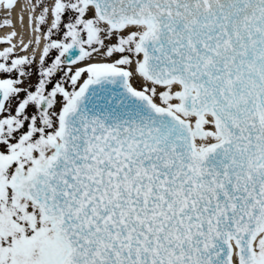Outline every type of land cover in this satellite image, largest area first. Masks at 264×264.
<instances>
[{
	"label": "snow or ice",
	"instance_id": "6c2138e0",
	"mask_svg": "<svg viewBox=\"0 0 264 264\" xmlns=\"http://www.w3.org/2000/svg\"><path fill=\"white\" fill-rule=\"evenodd\" d=\"M28 6L38 59L0 40V264H264V0Z\"/></svg>",
	"mask_w": 264,
	"mask_h": 264
},
{
	"label": "bare ground",
	"instance_id": "6f19581e",
	"mask_svg": "<svg viewBox=\"0 0 264 264\" xmlns=\"http://www.w3.org/2000/svg\"><path fill=\"white\" fill-rule=\"evenodd\" d=\"M29 14L28 0H17L14 9L11 10V12L0 6V25L3 24L4 19H11L13 25L12 27H0V38L2 37L3 39L12 31H15L17 35L13 38L12 42L17 45L16 50L19 52L22 48L21 40H23L24 43H29L33 40L35 35L29 23ZM42 46L43 40H41V45L39 47H37L35 44H32L30 50L26 53L32 55L33 50H35L38 59Z\"/></svg>",
	"mask_w": 264,
	"mask_h": 264
}]
</instances>
